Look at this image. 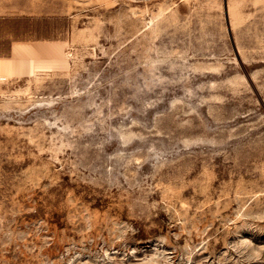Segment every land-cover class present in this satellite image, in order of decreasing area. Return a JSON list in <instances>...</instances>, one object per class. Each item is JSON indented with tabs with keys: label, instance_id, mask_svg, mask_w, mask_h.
<instances>
[{
	"label": "rangeland",
	"instance_id": "1",
	"mask_svg": "<svg viewBox=\"0 0 264 264\" xmlns=\"http://www.w3.org/2000/svg\"><path fill=\"white\" fill-rule=\"evenodd\" d=\"M0 264H264V0H0Z\"/></svg>",
	"mask_w": 264,
	"mask_h": 264
}]
</instances>
